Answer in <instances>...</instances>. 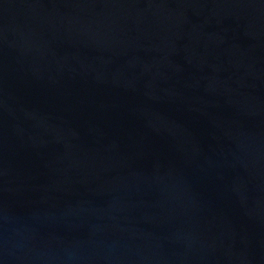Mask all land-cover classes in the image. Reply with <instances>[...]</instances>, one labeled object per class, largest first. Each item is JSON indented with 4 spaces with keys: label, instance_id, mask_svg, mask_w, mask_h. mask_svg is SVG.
Instances as JSON below:
<instances>
[{
    "label": "water",
    "instance_id": "water-1",
    "mask_svg": "<svg viewBox=\"0 0 264 264\" xmlns=\"http://www.w3.org/2000/svg\"><path fill=\"white\" fill-rule=\"evenodd\" d=\"M0 264H264V0H0Z\"/></svg>",
    "mask_w": 264,
    "mask_h": 264
}]
</instances>
